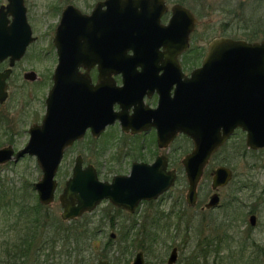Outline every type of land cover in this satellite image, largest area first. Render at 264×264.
<instances>
[{
	"label": "water",
	"instance_id": "1",
	"mask_svg": "<svg viewBox=\"0 0 264 264\" xmlns=\"http://www.w3.org/2000/svg\"><path fill=\"white\" fill-rule=\"evenodd\" d=\"M164 11V0H106L98 3L90 15L73 5L63 10L53 40L59 64L48 114L41 126L31 129L30 140L22 150L15 153L11 146L0 149V166L18 162L27 155L36 157L43 173L41 180L34 184L41 205L50 206L55 201L58 186L55 178L64 150L82 138L87 128H92L93 134L98 136L114 122L112 111L109 118L103 105H99V110L86 113L77 82L65 79L77 78L73 71L79 63H107L111 54L112 57L115 54L116 72H128L134 64L143 68L151 65L153 69L157 57L164 56V78L177 77L173 72L180 68L177 57L189 48V36L198 20L186 7L175 5L169 25L161 29L158 24ZM34 41L25 0H8L7 5L0 7V61L10 59L12 67ZM160 47L166 49L165 55H160ZM130 49L137 54L132 59L126 56ZM87 52L90 57L81 56ZM10 72L0 73V103L7 97L5 81ZM176 82L175 99L163 103L159 113L164 118L157 121L156 126L160 143L164 145L179 133L193 139L194 149L182 163L189 184L186 200L190 207H196L198 186L206 166L237 127L248 132L249 147H264V40L248 43L217 38L211 42L202 66L192 77ZM64 93L68 94L65 99ZM81 111L86 116L80 115ZM212 175L213 191L233 179L231 169L224 166L214 170ZM176 179L177 173L167 172V162L158 158L154 165L135 164L129 176H117L112 183L102 182L92 166L83 169V160L78 157L72 177L59 197L63 208L61 218L63 221L81 218L95 211L103 201L134 213L141 202L156 200L165 194ZM219 204L220 196L215 192L206 208L214 209ZM249 224L257 225L256 215L250 216ZM178 255V248L174 247L168 264H176ZM96 264H109V261L99 260ZM131 264H145L143 252H139Z\"/></svg>",
	"mask_w": 264,
	"mask_h": 264
},
{
	"label": "rangeland",
	"instance_id": "2",
	"mask_svg": "<svg viewBox=\"0 0 264 264\" xmlns=\"http://www.w3.org/2000/svg\"><path fill=\"white\" fill-rule=\"evenodd\" d=\"M98 1L25 0L29 23L34 35L39 37L38 42L30 49L31 54L44 53L46 50L53 52L50 44L55 36L54 26L57 27L60 12L67 5L73 4L82 12L89 13ZM169 2L170 4L177 2L186 4L194 10L198 18V25L191 37L189 53L197 54L199 48L206 49L211 40L220 36L237 40H248L254 36H259L255 38L256 40L264 39V0H171ZM7 4L8 0H0V7ZM189 56L188 59L193 64ZM39 63L42 64L40 68L43 70L44 62ZM30 64L35 66L33 62ZM41 97L40 94L38 98L37 90H34L36 108L41 105ZM21 112L23 113L20 114ZM4 114L6 122H0V148L14 144L16 150L22 149L29 140L28 134L25 133L30 123L27 118L31 119L28 117L27 110L9 107L7 104L0 110V115ZM241 138L239 135L231 142H238ZM102 143L103 141L100 142V146ZM90 144L88 141H83L73 147L59 168L55 178L58 184L55 201L52 205L46 206L49 212L58 218H61L63 213L59 197L65 182L72 175L76 157L81 154L85 157L86 163L111 164V159L107 154L103 156L101 152L97 156L92 153L93 148ZM182 144L188 147L186 142L181 141L175 145L176 154L172 151L171 166L178 169V174L176 185L170 190L171 194L160 197L152 204H142L134 215L116 211L114 206L111 207L107 201L94 211L96 215L98 214L96 218L99 224L103 221V231L95 243L93 242L80 257L84 260L81 264H96L99 260H108L109 264H131L139 252L144 253L146 264H168L174 247L179 249V259L176 264H184L187 258L195 255L198 242H204L205 238H215L216 235L223 236L229 224H231V233H234L236 240L250 238L254 245L261 246L263 255L260 260L262 261L264 258V153L259 155L263 158L260 159L259 168L254 170L251 169L254 167L251 156L242 157L234 151H224L218 154L206 167L200 181L198 188L200 205L197 208H190L185 199L188 192V181L181 161L191 145L189 144V150L179 151L178 148H182L179 145ZM152 151L149 149L148 153L152 154ZM110 153L112 155L115 151ZM220 166L230 168L233 171V179L225 188L218 190L221 207L212 212L202 211L201 207L209 201L214 192L211 172ZM42 175V170L35 158L25 157L17 163H8L0 166V190L6 191L9 197L14 198L13 203L17 207L21 202L34 204L39 202L34 184L41 180ZM114 175L115 173L108 176L102 175L100 179L104 181L106 177L110 179ZM106 211L111 212L112 219L109 220L101 215ZM251 214L257 216L255 227L249 224ZM126 233L129 235L128 238ZM112 234L115 238L111 239ZM9 236L5 229H0V243L6 242L5 239ZM128 247V251L123 254L122 250ZM2 251L3 249H0V257ZM229 255L234 257L236 253L228 250L222 253L223 264H228ZM199 262L205 264L201 260ZM214 262L213 257L208 264H214Z\"/></svg>",
	"mask_w": 264,
	"mask_h": 264
},
{
	"label": "flooded vegetation",
	"instance_id": "3",
	"mask_svg": "<svg viewBox=\"0 0 264 264\" xmlns=\"http://www.w3.org/2000/svg\"><path fill=\"white\" fill-rule=\"evenodd\" d=\"M104 1L106 0H99L89 13L82 12L79 8H77L73 4H69V5H73L83 14L90 15L96 8V5ZM164 1L166 4V11L162 13L158 24V26L161 29H165V27L169 25L173 15L172 8L175 5H181L186 7L195 16V18L198 19L194 10L191 7L187 6L186 4L183 3L181 4V2L180 3L177 2L176 4H172V3L170 4L169 1L171 0H164ZM103 10H106V7H103ZM62 12H60L59 15L60 19L62 16ZM54 28H55L54 34H56L57 27L54 26ZM109 28L110 26H108V32L110 31ZM194 31L189 36V46L191 45V37ZM139 36L140 34L136 36V39ZM33 37L35 38V41L28 46L27 51L25 52L23 57L20 60L16 61L12 67H11L10 59L0 61L1 74L5 73L8 70H11L10 75L5 81L6 83L5 91L7 93V97L3 103H0V110L1 107L6 106L7 104H9V107L23 108L27 110L29 114L28 117L32 119L31 121V119L27 118V120H30V123L27 126L28 129L26 128L25 130V133L28 134L29 136V140L31 137V133H30L31 129L37 126H41L43 124L45 117L48 114L50 94L54 87V74L59 64V55L57 52V48L53 42L54 38L51 40V44H50L53 52L51 50H46L44 53H35L34 55H32L30 49L39 40V37L34 35V31H33ZM222 37L224 36H220L218 38H222ZM215 39L217 38H214L213 40ZM213 40H211L208 43L206 49L199 48L197 54L193 52L189 53L191 48H188L186 51L181 53L177 57V62L180 68L178 72H176L175 69L173 70L175 74L177 73V77H172V78H166V79L164 78L165 70L162 69L166 61L165 60L166 58L164 56L157 57V60H155L153 63L154 66L153 69H151V65H145L146 67L143 68V65L134 64L135 66L132 65L134 66L133 69L132 68L129 69L130 71L128 72L127 71L116 72L114 67L115 64L113 62L115 58V54L113 55V57L112 54L111 56L109 55V59L107 63L104 61H102L101 63L99 62L96 63L92 61L86 63H79L77 69L73 71V73L77 78L76 79L74 77L70 79L67 78L65 79V81L77 82V88L79 90L78 92H80V95L84 97L80 101L83 106L87 107L86 113H89L90 111L93 110L94 111L99 110V105H103L107 108V111L109 112V114L106 113L109 115L108 116L109 118L112 115L111 114L112 111L114 116V122L108 124L105 130L98 136L93 134L92 128H87L82 138L76 140L70 147L64 150V155L60 166L62 165L68 152H70L73 147H75L77 144L83 141H88L89 143H91L90 145L93 148L92 153L96 154L97 156L100 155L101 152L103 156L107 154V156L111 159V164L101 165V163H96V164L86 163L85 157L80 154L75 159L74 166L72 167V174L78 157H81L83 160V169L92 166L93 169H95L99 180L108 183H112L114 178L117 176L131 175L132 169L135 164L154 165L158 158H161L165 160V162H167V172L175 171L177 173L178 169L171 166L172 151H174V153L176 154L175 145L181 141L186 142L188 147L182 144L179 145L182 148H178V150L187 151L189 150L188 148L190 144L191 145L190 150L188 151V153L184 155L187 156L193 150L194 142L191 137L187 136L184 133H179L168 145H164L163 143H160L159 132L156 124L157 121H159L164 117L163 115L161 116L159 111L164 102L170 103L171 100L174 101L173 99H175L176 91L178 88V84L176 81L177 80L179 82L186 81L187 79L192 77V73L196 69L202 66L203 61L209 52V45ZM262 40L263 39L260 40L248 39L246 41L248 43H255ZM159 52L160 55H165L166 49L164 47H160ZM190 54H192L193 56H189ZM83 55L88 57L91 56L89 52L81 54V56ZM136 55L137 54L133 51V49H130L129 51L126 52V56L131 59L134 58ZM188 56L191 57L193 64H191V61L188 59ZM30 57H32V59ZM40 61L44 62L43 70H41L40 68V66H42V64L39 63ZM30 62L35 63V66L31 65ZM147 66L149 68H147ZM34 90H37L38 98L40 94L42 96L40 102L41 105L37 108L34 103L35 100ZM20 91H22V93H20ZM23 93H25L24 97H23ZM67 96L68 94L66 93L64 99L67 98ZM91 99H93L92 104H91ZM64 106L65 105L63 104V108ZM67 112L68 111L65 110V113ZM165 112L167 114L169 112V108ZM22 113L23 112H21L20 114ZM80 115L86 116L82 111ZM92 118H94V116ZM0 122H6L5 114L0 115ZM239 135L242 138L238 140V142L236 141L231 142ZM247 136H248L247 131H245L242 127H237L234 130V132L231 134L227 142L215 153L213 159L218 154H220L221 152L223 153L224 151H234L235 153H239L241 156L250 154L252 156V161L255 164L254 169L259 168L260 159L263 158L262 156L259 155L264 153V148L253 149L249 147L247 144ZM102 141L103 143L100 146V142ZM9 146L13 147L16 153L22 150L26 145L19 150H16L14 144ZM149 149L153 150L152 154L148 153ZM112 151H115V153L111 155L110 152ZM148 155L149 157H147ZM25 157H31L36 159V157H32L28 155ZM11 162H15V161H11ZM114 173L115 175L112 176L110 179H107V177L106 180L104 181L100 179L102 175L108 176ZM71 177L72 175L69 178ZM175 185L176 182L165 194H163L160 197L163 198L164 195L171 194L170 190H172V188ZM188 188H189V184H188ZM158 199L141 202L134 213H130L124 209L118 208L113 204H111L109 201L107 202H109L112 207L114 206L113 207L114 209H119L122 212H127L131 215H134L137 213V211L139 210L142 204L144 203L152 204ZM207 203H205L203 207H201L202 211L212 212L213 210L221 207V203H220L217 208L207 209L206 208ZM198 205L200 204L198 203L196 207H190L189 205L188 206L190 208H197Z\"/></svg>",
	"mask_w": 264,
	"mask_h": 264
},
{
	"label": "trees",
	"instance_id": "4",
	"mask_svg": "<svg viewBox=\"0 0 264 264\" xmlns=\"http://www.w3.org/2000/svg\"><path fill=\"white\" fill-rule=\"evenodd\" d=\"M14 201L6 191L0 190V229H5L10 235L6 242L0 243V249H3L0 264H81L84 260L80 257L103 231V221L99 224L98 214L94 212L65 222L39 202H21L17 207ZM101 215L112 219L110 211ZM228 227L223 236L216 235L198 242L195 255L187 258L184 264H200V260L208 264L213 257L214 264H223L221 254L226 250L236 253L234 257H227L228 264H264V258L263 262L260 260L263 255L261 246L254 245L250 238L236 240L231 233V224ZM129 235L126 233L127 238ZM128 249H123L122 253Z\"/></svg>",
	"mask_w": 264,
	"mask_h": 264
},
{
	"label": "bare ground",
	"instance_id": "5",
	"mask_svg": "<svg viewBox=\"0 0 264 264\" xmlns=\"http://www.w3.org/2000/svg\"><path fill=\"white\" fill-rule=\"evenodd\" d=\"M235 153V152H234ZM233 153V154H234ZM239 154V153H238ZM243 156H246V157H249V156H251L250 154L249 155H243ZM242 156V157H243ZM251 160H252V156H251ZM254 166H255V164H254ZM252 170H254V167L253 168H251ZM249 173H251V171L249 172ZM229 185V184H228ZM227 186V185H226ZM226 186H224V187H220L219 189H221V188H225ZM257 186V185H256ZM258 187V186H257ZM219 189H217V190H219Z\"/></svg>",
	"mask_w": 264,
	"mask_h": 264
}]
</instances>
